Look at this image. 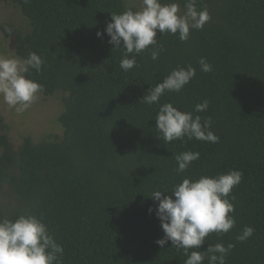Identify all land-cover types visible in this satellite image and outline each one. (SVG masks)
<instances>
[{"label":"trees","instance_id":"obj_1","mask_svg":"<svg viewBox=\"0 0 264 264\" xmlns=\"http://www.w3.org/2000/svg\"><path fill=\"white\" fill-rule=\"evenodd\" d=\"M5 1L30 28L5 22L4 37L14 36L21 59L32 51L42 56L43 70L31 77L46 97L64 94L58 118L64 136L39 142L27 136L14 148L0 135V217H41L64 248L63 264H183V250L171 241L157 245L164 233L155 210L149 212L158 201L148 195L170 191L185 177L236 169L242 171L230 194L236 224L226 234L210 233L198 250L232 243L225 264H264V0H197L210 14L204 28L191 30L187 42L158 31L159 59H151L150 46L128 72L119 66L123 50L113 49L106 32L96 35L112 12L132 7L126 0ZM178 2L183 9L184 0ZM201 57L211 72L200 71ZM177 65H191L196 75L160 103L192 111L207 99L208 109L195 114L211 117L217 143L158 138V105L141 99ZM187 150L200 158L178 173L175 156ZM4 187L16 204L4 203ZM245 226L254 233L241 242Z\"/></svg>","mask_w":264,"mask_h":264},{"label":"clouds","instance_id":"obj_2","mask_svg":"<svg viewBox=\"0 0 264 264\" xmlns=\"http://www.w3.org/2000/svg\"><path fill=\"white\" fill-rule=\"evenodd\" d=\"M210 20L207 8H198L197 0H184L183 10L178 0H141L137 8L128 7L121 13L112 12L106 29L98 31L97 37H110L113 49L123 50L120 68L128 72L137 65L136 57L151 46V59L157 61L163 45L157 39V32L163 35H177L181 42L189 40L191 30H202ZM5 31L12 29L5 27ZM44 60L32 51L26 58L14 55L0 56V97L16 112L28 110L38 99L42 85L31 77V71L40 73ZM200 71H212L206 57L199 60ZM196 75V69L177 65L161 82L151 86L141 101L146 105H158L155 128L158 138L165 144L174 140L186 142L198 140L217 143L219 137L212 130V119L201 118L195 113L204 112L209 101L195 105L192 111L181 110L172 102L160 103L168 92L179 93ZM200 158V152L187 150L175 156L178 173L188 170L193 161ZM242 171L230 170L216 175H201L198 178L185 177L172 189L154 190L150 197L158 201L155 210L164 233L156 240L164 247L169 241L177 251L183 250L186 259L183 264H225L226 257L234 247L232 243L209 244L198 250L210 233H228L236 224L235 206L230 198L233 188L240 184ZM168 193V195H164ZM254 228L245 226L237 236L243 242L251 237ZM64 248L51 234L47 224L34 214H20L15 219L0 217V264H63Z\"/></svg>","mask_w":264,"mask_h":264},{"label":"rangeland","instance_id":"obj_3","mask_svg":"<svg viewBox=\"0 0 264 264\" xmlns=\"http://www.w3.org/2000/svg\"><path fill=\"white\" fill-rule=\"evenodd\" d=\"M126 2L137 8L141 0H126ZM8 21L23 29L30 28L28 20L20 9L5 0H0V56L14 55L20 58L15 52L14 36L10 35L6 39L1 29V24ZM63 95L62 92H57L52 97H46L40 92L36 102L28 110L20 113L5 104L0 97V135L7 134L14 148H18L27 136L31 137L34 142L43 139L61 140L64 136V128L58 118L63 111ZM1 198L7 205L17 203L7 187L3 188Z\"/></svg>","mask_w":264,"mask_h":264}]
</instances>
